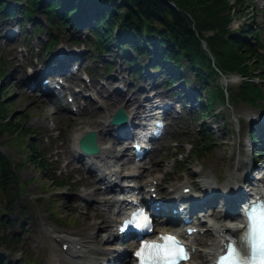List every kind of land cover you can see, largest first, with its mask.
Wrapping results in <instances>:
<instances>
[{
  "label": "rangeland",
  "instance_id": "374dc122",
  "mask_svg": "<svg viewBox=\"0 0 264 264\" xmlns=\"http://www.w3.org/2000/svg\"><path fill=\"white\" fill-rule=\"evenodd\" d=\"M244 3L242 10L247 13L237 16L231 26L238 28L244 22H251L252 26L259 28V36L264 43V0H244ZM10 4L12 5V2ZM20 12L17 11L16 15L9 18L0 17V59L4 69L2 73L9 75L5 81L3 80L4 85L0 88V102L7 106V113L10 116L5 119L0 116V146L4 154L19 164L18 175L25 188L22 196L14 204H10L8 214L16 227L2 232L21 233L22 237L19 243H12L13 249L17 250L16 253L5 249H0V253L11 259L10 264H53L56 260L57 264L61 261L63 264L120 263L122 261L106 252L114 250L113 246L118 240L114 237H106L108 233L103 229L105 223L100 217L91 216L93 202L89 201L92 199L85 200L77 196L82 190H91L100 184H95L94 179L87 176L83 169H74L77 162L69 163L71 157L66 155L69 139L74 130L78 126L91 125L95 114L105 109L100 110V103L94 102L90 110H78L73 113L72 104L64 100L61 104L66 105L65 109L58 101H54L52 105L51 101L37 97L35 92L27 91L22 85L23 79L27 76L28 65L39 68L45 61L49 65L53 56L58 53L60 44L68 50H73V43L79 39L80 43L75 46L78 47L77 53H82L86 58L79 73L73 78L74 85L69 90L71 93L77 85V88L83 91L81 96L90 95L95 89H100L103 95L110 96L116 91H121L119 90L121 87L130 96L135 92L139 104H143L145 103L143 98L148 94L144 87H149L154 89L150 93H162L166 100H169L168 103L173 104L177 97L163 86L152 87L155 83H162L163 80L157 78L155 74H161L162 69H150L149 72L153 75L151 78H138L130 73L128 63L124 61L123 55L117 48L110 54H99L91 42L88 28L65 26L57 18L54 19V24H51L38 15L37 18L45 27L41 31L35 23L20 21L22 18ZM12 28H21L22 34L17 36L15 41L8 42L4 36L11 32ZM52 36L58 37L59 44L52 51L44 50ZM128 52L132 51L128 50ZM141 59L145 64L150 60L146 56ZM107 60L113 62L108 73L105 70ZM74 62L75 60L72 64ZM183 72L189 82L186 92H196L199 81L194 79V74L187 68H184ZM82 76H86L87 81ZM87 76H90L91 80ZM225 78L226 76H222L228 94L235 97L225 105L219 104L216 114L201 121L197 120L195 114L188 110L193 105L191 101L186 108H183L182 103H178L168 110L172 125L164 137L156 143V151L149 157L150 160L147 159L148 168H155L156 164H160L159 169L149 172L146 167L145 176L140 178V182L144 183L151 176H159L162 179L159 185L160 198L177 193L178 188L187 181L196 183V193L204 195L201 180L212 169H215L213 173L219 177L217 184L222 189L227 173L230 169H236L238 162L243 164L239 172L245 173L246 169L251 167L250 174L258 178L262 177L264 190V155H260V160L254 163L253 167H258V170L252 168V163L249 164L252 162L251 151L258 149L259 146L251 143V137L255 134L256 137L258 134L261 135L257 128L261 124L259 120L264 119V98L256 104L240 99L236 94L239 92L241 76L230 75L227 77L228 83ZM256 81L264 92V79L257 78ZM108 113V110L103 111L104 119L108 118ZM6 121L8 128L3 129L2 124ZM206 126L212 132L213 142L207 151L194 153L191 142H200L207 132ZM258 139L257 137L256 140ZM32 141L37 145V156L43 164H38L27 157L33 153ZM245 142H248L249 146H246ZM127 146L130 147V142ZM180 151L184 155L177 154ZM215 152L220 155L217 161L214 160ZM90 181L93 182L92 186L89 185ZM240 186L244 191L246 188V192L249 193L251 188L249 182H243ZM143 190L145 194V189ZM221 196L220 192L213 199L217 198L218 202L229 203L225 196ZM93 207L101 209L98 204H94ZM204 211L207 214L205 218L209 221L202 225L196 238V245L200 250L210 246L212 238L207 230L215 220L209 212L216 214L213 208H204ZM225 211L227 209L222 210ZM106 223L110 222L107 220ZM159 227L170 229L166 222ZM53 228L64 232L73 231L72 233L85 244L83 256L77 258L69 256L61 240L52 236ZM121 243L122 248L128 251L132 249L129 240ZM126 259L123 260L126 261L124 263H127ZM198 260L200 258L196 256L191 262Z\"/></svg>",
  "mask_w": 264,
  "mask_h": 264
},
{
  "label": "trees",
  "instance_id": "16d2710c",
  "mask_svg": "<svg viewBox=\"0 0 264 264\" xmlns=\"http://www.w3.org/2000/svg\"><path fill=\"white\" fill-rule=\"evenodd\" d=\"M244 5V0H0V17L16 15L20 10L21 21L35 23L41 31L45 27L38 15L51 24L57 18L63 25L74 28L89 19V36L99 54H109L117 48L131 73L139 76L146 70L141 59L146 56L152 61L151 68L165 69L160 77L174 94L180 93L175 89L177 84L188 87V77L183 72L187 68L199 81L198 108L194 111L201 121L202 117L216 114L219 104L225 105L235 97L228 94L223 75L241 76L236 94L240 99L256 104L264 98L256 81L264 79V43L259 28L251 22L238 28L231 26L237 16L247 13L242 10ZM57 43L58 37L52 36L44 50L51 51ZM2 64L0 59V81L4 77ZM106 66L111 63L106 62ZM7 111V106L0 102L3 119L10 117ZM7 122L2 124L3 129L8 128ZM209 130L206 126L207 132L200 142H191L194 153L207 151L212 144ZM36 149L32 141L33 153L27 157L43 164ZM18 165L0 146V249L14 253L17 250L12 243L21 241V233L2 231L16 227L8 214L10 204L25 190ZM9 260L0 254V264H10Z\"/></svg>",
  "mask_w": 264,
  "mask_h": 264
},
{
  "label": "bare ground",
  "instance_id": "6f19581e",
  "mask_svg": "<svg viewBox=\"0 0 264 264\" xmlns=\"http://www.w3.org/2000/svg\"><path fill=\"white\" fill-rule=\"evenodd\" d=\"M18 79V78H17ZM228 83V80H227ZM76 103L73 105L79 109V110H90L89 108L92 107V104L94 102L100 103L99 109H105L108 110V118H103V111L101 110L95 114V117L91 120V125H83L78 126L72 135V137L69 139V146L66 150V155L70 156L71 159L69 160V163L72 161L77 162L74 166V169H84L82 162L83 159L77 158V156L74 154V147L77 145L78 140L85 135L89 130H95L98 133L99 143L101 146L100 153L98 155H94V161L91 162V166L96 168L99 171H106V179L109 175L112 177H115L117 180L123 179V178H135L136 183L139 185L138 188H145L149 189L150 187H156L159 186L161 183V178L159 176H151L148 178L144 183L140 182V177L145 176V171L148 168V161H140L135 162L132 158H127V153L122 150V146L125 141L131 140V137H127L124 140L116 139L115 137V131L113 129H110V124L112 122L113 114L115 112V109L118 107H121L124 105L130 112V116L132 118V121L140 115L141 112H143L146 109V106L144 104H139L138 98L135 96L136 93L134 92L133 95H129L128 92L122 90V91H116L113 95L105 96L103 95V92L100 89H95L90 95L82 97L84 98V101L81 99L82 97H79L78 93ZM151 101L154 99L151 95ZM52 105L54 104L51 100ZM246 114L248 112H245ZM251 116V114H249ZM105 140V141H104ZM71 143V144H70ZM223 144V142L221 143ZM122 145V146H121ZM246 146H249L248 142H245ZM120 146V147H118ZM126 148V147H125ZM220 155L218 152H215L214 160L217 161L219 159ZM59 159V158H57ZM241 160V159H240ZM119 162V163H118ZM116 163V164H115ZM118 163V164H117ZM55 165V163H53ZM242 163L238 162L236 169H230V171L227 173V177L225 178L223 188L221 189L217 184V178H219L215 173V169H212L210 172H208L206 175H204L203 179L201 180L204 189L208 191V195H218V193H228L227 195L231 196V198H234L236 195H239L240 185L243 182H251L252 178L250 177L249 169L247 168V172H239L240 168L242 167ZM160 164H156L154 167H149L147 171L151 172L152 170H158ZM147 167V168H146ZM146 168V169H145ZM258 170V167H254ZM145 169V170H144ZM139 173V174H138ZM93 174V172L91 173ZM89 174V177L90 175ZM116 180V181H117ZM101 179L95 177L94 183L100 184L99 186L96 185L91 190H82L77 194V196L81 199H87L91 198L94 204H98L101 206V209L95 208L91 206L92 215L95 217H100L103 224V229H105L108 233L106 237L114 236L120 238V234L117 232V222L118 218L123 214V209L120 204V198L116 196V192L111 190L110 188L106 187L103 188L101 185ZM109 182L113 183L112 186L115 188L120 187L119 184H116V181L113 179L108 180ZM93 185V182H89V185ZM103 183V182H102ZM253 183V182H252ZM88 183H86L87 185ZM91 185V186H92ZM194 188L196 187V183H191L189 181L184 182L178 190L184 191L186 188ZM242 188V187H241ZM259 191L264 193V190L260 188L259 185ZM140 194V193H139ZM139 194L137 195V199L139 200ZM186 194L183 193L181 196H185ZM120 197H123V195H120ZM222 197V196H221ZM199 198V197H198ZM142 199V198H141ZM144 200V199H142ZM233 200V199H231ZM229 200V201H231ZM79 205V204H78ZM77 205V206H78ZM226 204L222 201L213 208L214 212H209L210 215H214L216 219L220 218L222 219L223 215L220 214L221 208H226ZM218 213V214H217ZM87 218V217H85ZM238 219V216H235V219H223L221 222H214L211 225V228L207 230L208 234L211 236L212 241L210 242V246L206 249L200 250L199 248L195 247V237L190 240L191 247L193 250V256H197L200 258V260L195 262H190V264H207L209 260L215 255V253L220 251V248L222 246V242L227 239L228 237H239L241 229L237 227L236 224H234V220ZM109 221L110 223H106V221ZM227 220V221H226ZM140 230V229H138ZM51 234L54 238L61 240L62 244L67 245V253L72 258H77L78 256H83V252L85 250V244L84 242L76 235H74L73 231H67L64 232L62 230H58L57 228H53L51 230ZM131 238V237H130ZM107 254H114L113 251H106ZM56 258H54L55 260ZM55 263V261H53ZM53 263V264H54ZM60 264H63L61 261ZM94 264V263H93Z\"/></svg>",
  "mask_w": 264,
  "mask_h": 264
},
{
  "label": "snow or ice",
  "instance_id": "6c2138e0",
  "mask_svg": "<svg viewBox=\"0 0 264 264\" xmlns=\"http://www.w3.org/2000/svg\"><path fill=\"white\" fill-rule=\"evenodd\" d=\"M139 215V212L133 213V216L136 217ZM246 218L249 221V234L259 240L260 246L264 249V201H260L255 204H250L248 211L246 212ZM126 223H135V220L127 221ZM170 240H175V237H169ZM147 243V242H146ZM157 247H160L157 245ZM179 249H182L183 246L177 244ZM138 254L139 251H138ZM236 264H248L247 258L243 253V250H240L238 260ZM260 264H264V253L261 255Z\"/></svg>",
  "mask_w": 264,
  "mask_h": 264
},
{
  "label": "water",
  "instance_id": "95a60500",
  "mask_svg": "<svg viewBox=\"0 0 264 264\" xmlns=\"http://www.w3.org/2000/svg\"><path fill=\"white\" fill-rule=\"evenodd\" d=\"M203 44L206 47L205 41H203ZM128 120H129V116L123 108L118 110L113 117V123L119 125H125L128 122ZM81 148L88 154H97L100 152L98 135L95 130L89 131L81 138Z\"/></svg>",
  "mask_w": 264,
  "mask_h": 264
}]
</instances>
